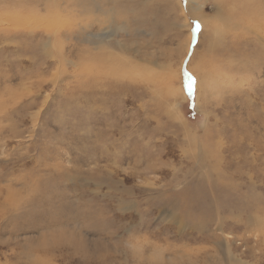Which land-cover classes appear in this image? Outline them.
<instances>
[{
	"label": "rangeland",
	"instance_id": "rangeland-1",
	"mask_svg": "<svg viewBox=\"0 0 264 264\" xmlns=\"http://www.w3.org/2000/svg\"><path fill=\"white\" fill-rule=\"evenodd\" d=\"M107 1L0 0V264H264V0Z\"/></svg>",
	"mask_w": 264,
	"mask_h": 264
},
{
	"label": "trees",
	"instance_id": "trees-1",
	"mask_svg": "<svg viewBox=\"0 0 264 264\" xmlns=\"http://www.w3.org/2000/svg\"><path fill=\"white\" fill-rule=\"evenodd\" d=\"M191 107H192V103H189V109L191 110ZM189 110H184V113H185V116H187V117H190V114H189Z\"/></svg>",
	"mask_w": 264,
	"mask_h": 264
},
{
	"label": "bare ground",
	"instance_id": "bare-ground-1",
	"mask_svg": "<svg viewBox=\"0 0 264 264\" xmlns=\"http://www.w3.org/2000/svg\"><path fill=\"white\" fill-rule=\"evenodd\" d=\"M106 1V0H105ZM110 1V0H109ZM109 1H107V3L109 2ZM112 1V0H111ZM188 3H189V1H188ZM189 5V4H188ZM109 9V8H108ZM190 11H192V10H190ZM192 13H193V11H192ZM190 14V13H189ZM54 26V25H53ZM126 70V69H125ZM128 80V79H127ZM159 82V80H156L155 81V83H158ZM161 82V81H160ZM160 85V84H159ZM198 231V230H197Z\"/></svg>",
	"mask_w": 264,
	"mask_h": 264
},
{
	"label": "snow or ice",
	"instance_id": "snow-or-ice-1",
	"mask_svg": "<svg viewBox=\"0 0 264 264\" xmlns=\"http://www.w3.org/2000/svg\"><path fill=\"white\" fill-rule=\"evenodd\" d=\"M199 27H200V26H199V24L197 23V24H196V28H199ZM194 34H195V33H194Z\"/></svg>",
	"mask_w": 264,
	"mask_h": 264
}]
</instances>
